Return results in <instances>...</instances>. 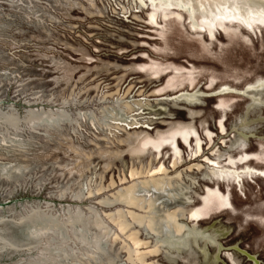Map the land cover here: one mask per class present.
I'll list each match as a JSON object with an SVG mask.
<instances>
[{"label":"rangeland","instance_id":"374dc122","mask_svg":"<svg viewBox=\"0 0 264 264\" xmlns=\"http://www.w3.org/2000/svg\"><path fill=\"white\" fill-rule=\"evenodd\" d=\"M263 14L264 0H0V113L18 119L0 125V217L22 240L38 214L66 222L79 209L88 240L101 243L81 241L83 225L69 223L0 253V264H140L124 234L107 233L117 228L105 213L122 205L101 203L132 168L188 186L186 202L141 186L138 203L150 194L178 205L179 221L199 233L170 247L132 225L157 245L150 264H216L217 233L197 228L201 218L231 229L222 244L239 242L264 264Z\"/></svg>","mask_w":264,"mask_h":264},{"label":"bare ground","instance_id":"6f19581e","mask_svg":"<svg viewBox=\"0 0 264 264\" xmlns=\"http://www.w3.org/2000/svg\"><path fill=\"white\" fill-rule=\"evenodd\" d=\"M153 1H158L160 4L177 2L178 4L182 5L185 2L194 3L196 0ZM17 122L18 119L13 113H0V125H11ZM196 151H199L198 147ZM175 166L176 164L173 162L171 167L174 168ZM159 171H164V169L160 167ZM142 173H147V178L143 179L140 182L139 186L135 183V180L140 177L144 178L145 176ZM160 173L161 172L157 173V170L152 169H149V171H138L132 168L129 173V178L124 177L123 179H119V184H125V186L123 189H121V191H118L114 194L115 198L112 200L101 202L103 205H122V207H118L112 211L105 213L107 219L116 226V232L112 230L107 231L106 227L103 226L104 222L102 221L100 216L97 215L94 209L90 208V210L92 211V223L96 227H101L104 229V231H107L111 240H114L118 235L124 234L125 241H127L130 245L127 247L126 253L130 255L132 261H138L140 264H150V262H148L147 260V257L156 256L158 254V249L156 244L151 245L145 238H139L133 232L134 230L130 231L132 225L133 227L144 226L145 229H147V232L149 234H152L158 242H163L170 247H178L179 245L185 244L187 237L190 236L192 238H195L199 234L193 228L189 227L186 223H182L181 221H179L175 212V209L178 205L174 208L163 207L160 205V203H158L157 198L155 196H151L150 194L147 198H145L144 204L138 203L139 194H137L136 192L141 186L147 189H153L155 191H158L159 193L167 191L168 197L172 201H175L177 197L187 199L185 190L188 186L183 185L181 180L177 178L170 180L169 178L173 175L167 176L163 179L155 178V176ZM127 183L130 184L126 185ZM108 188H117L115 186V182L111 181L107 189ZM104 189L105 188L103 187H99L97 191L102 192ZM32 211H34L35 213L36 210ZM35 215L37 216V213ZM27 219H31L30 214L26 217L13 220L12 222L13 224H20ZM5 222L6 221L4 217H0V253L4 251L17 252L28 249L30 247L28 238H30L31 236L39 239L47 235L54 227L63 226L64 228H66L67 224L69 223L73 225H83V231L77 234L81 241L89 243L90 245H93L98 249L101 247V243L98 239L92 238L88 240L85 234L86 221L84 220L82 212L79 209H77L73 217H71L66 222L59 221L52 215L38 214L36 222L40 225V227H36V231H34L35 233H31L30 231L26 232L27 236L22 240H17L9 235L8 228ZM212 235L213 233L209 234V236ZM86 254L88 256L94 255L92 251L87 252Z\"/></svg>","mask_w":264,"mask_h":264},{"label":"flooded vegetation","instance_id":"af4514ba","mask_svg":"<svg viewBox=\"0 0 264 264\" xmlns=\"http://www.w3.org/2000/svg\"><path fill=\"white\" fill-rule=\"evenodd\" d=\"M224 121H225V118L222 119V123H224ZM223 165H226V164H223ZM186 194H187V192H186ZM182 199H183V202L184 201L186 202L187 199H188V197H187V199L186 198H182ZM201 219H198L197 221H195V223L197 224V228H204V229H206V231L214 230L217 233V241H218V244H219V251H218V254H217L216 264L218 263L219 260H220L219 262L221 264H228V262H226L220 256V254L222 252H225L226 253L228 251H235V252L239 253V255H241L246 261L250 262L251 264L254 263V262L258 264V261L260 263H263V261L261 259H258V254L251 253V252L247 251L246 249H243V248L239 247V242L238 243L237 242H234V243L222 244V242L220 240L221 239H225L227 236H229V234L231 233V229L229 231H227L228 230L227 228H225L223 226H214L213 224H211V225H202L201 226V225L198 224V222ZM187 223H193V222L192 221L191 222L188 221ZM208 246H209V251H208L209 252V257H210V260H211L212 259V256H214V254H215V249H214L213 246H211L209 244H208ZM210 248H213L212 252L210 251ZM186 249H188V248H186ZM189 249H191V248H189ZM192 249L194 250L195 248H192ZM195 250H196V252L199 253L200 258H202L200 252L197 249H195ZM202 261H203L204 264H206V262L203 260V258H202Z\"/></svg>","mask_w":264,"mask_h":264},{"label":"water","instance_id":"95a60500","mask_svg":"<svg viewBox=\"0 0 264 264\" xmlns=\"http://www.w3.org/2000/svg\"><path fill=\"white\" fill-rule=\"evenodd\" d=\"M145 235V234H144ZM146 237V236H145ZM150 237H152V236H150Z\"/></svg>","mask_w":264,"mask_h":264}]
</instances>
